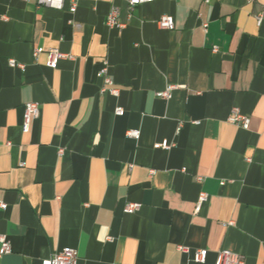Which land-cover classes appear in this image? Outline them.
I'll return each mask as SVG.
<instances>
[{
	"label": "crops",
	"instance_id": "0c3cea01",
	"mask_svg": "<svg viewBox=\"0 0 264 264\" xmlns=\"http://www.w3.org/2000/svg\"><path fill=\"white\" fill-rule=\"evenodd\" d=\"M70 6L0 0V236L13 248L0 264L65 248L78 264H216L225 249L264 264V0ZM113 8L122 27L107 25ZM49 49L69 57L50 68Z\"/></svg>",
	"mask_w": 264,
	"mask_h": 264
},
{
	"label": "built area",
	"instance_id": "2783aa9c",
	"mask_svg": "<svg viewBox=\"0 0 264 264\" xmlns=\"http://www.w3.org/2000/svg\"><path fill=\"white\" fill-rule=\"evenodd\" d=\"M40 5L62 10L65 7V3L67 0H37ZM80 1L84 0H70L71 6L70 11L72 13H75L78 8V4ZM126 1L131 8H135L139 5L145 4V3H152L156 0H124ZM206 2H210V0H206ZM262 18L259 17L258 22L261 23ZM159 24L164 29L172 30L174 29L175 23L172 17L168 15H163L160 20ZM107 25L110 27H122L123 25L119 21V10L117 8H113L110 14L108 15L107 19ZM77 27H80V25H76ZM204 27H207V24L204 25ZM217 51V49H215ZM41 52H43V49H36L34 52V56L37 57ZM69 55L61 52L58 49H49L48 50V66L50 68L55 69L61 59L67 58ZM9 65L11 67L17 68L20 67L22 69L25 68V65L18 63L15 60H10ZM101 76L105 78V81L108 85H112V80L108 76L107 68H104L101 72ZM175 89V86L168 87L165 91L159 92L157 95L158 97H162L165 99H171L172 97V91ZM112 92L114 94H117V90L113 89ZM117 114L121 115L123 114V109L118 108ZM41 114V108L40 104L36 102H31L26 105V111H25V117H24V125L23 129L24 132L28 133L30 131L31 123L33 120L38 119ZM230 122L240 125L244 128H247L250 123V118L243 114L239 109H234L232 111V114L230 116ZM128 135L130 137H133L135 139L140 138V132L139 131H129ZM159 147H162L164 149H170L172 145L168 141H164L163 143L158 145ZM201 180V178H199ZM209 198V195L205 192H202L199 197V201L197 203L196 211H200L203 203H205ZM2 208H6L7 205L1 204ZM142 208V205L137 202H130L126 205L124 212L126 214H134L138 211H140ZM179 250L185 251L187 250L184 246H179ZM13 252V248L11 245V242L9 239L5 236H0V255H8ZM207 250L205 249H198L195 253L194 260L197 263H205L207 260ZM79 261V255L78 251L73 248H65L61 251H58L52 255V257L46 261L45 264H78ZM216 264H245V260L243 256L239 253H235L230 250H222L219 252L218 261Z\"/></svg>",
	"mask_w": 264,
	"mask_h": 264
}]
</instances>
